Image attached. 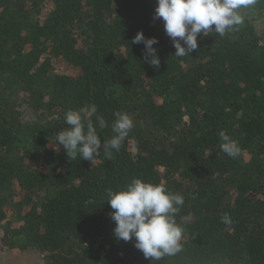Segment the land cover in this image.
<instances>
[{
  "label": "trees",
  "instance_id": "1",
  "mask_svg": "<svg viewBox=\"0 0 264 264\" xmlns=\"http://www.w3.org/2000/svg\"><path fill=\"white\" fill-rule=\"evenodd\" d=\"M155 7L0 0V244L33 264H264V0L183 57ZM137 31L156 37L158 68L131 42ZM89 104L108 123L92 117L102 142L114 112L134 127L110 157L70 160L54 142L65 113ZM221 130L238 156L222 152ZM133 178L183 196L181 252L151 261L135 238H115L107 191Z\"/></svg>",
  "mask_w": 264,
  "mask_h": 264
},
{
  "label": "clouds",
  "instance_id": "2",
  "mask_svg": "<svg viewBox=\"0 0 264 264\" xmlns=\"http://www.w3.org/2000/svg\"><path fill=\"white\" fill-rule=\"evenodd\" d=\"M255 3L256 0H156L154 19H162L175 49L173 54L183 57L197 49L198 35L206 36L214 30L223 37L227 31L241 25L244 17L239 10ZM131 42L143 43L145 62L159 67L158 51L153 47L158 44L156 37H145L142 31H137ZM93 116L100 129L108 127L104 117L97 115L94 104L65 113V123L69 127L57 134L54 144L62 145L70 160L79 157L92 162L101 149L110 157L113 151L119 152L134 127L129 114L114 112L113 135L102 142L92 122ZM219 137L222 152L233 158L239 155L241 149L235 140L223 130ZM105 200L113 209L110 215L115 221L113 234L117 240L127 242L135 238L134 246L151 261L182 251L183 229L175 219L184 204L182 195L168 191L163 184L133 178L119 190L109 189ZM222 222L231 223L230 217L225 214Z\"/></svg>",
  "mask_w": 264,
  "mask_h": 264
},
{
  "label": "rangeland",
  "instance_id": "3",
  "mask_svg": "<svg viewBox=\"0 0 264 264\" xmlns=\"http://www.w3.org/2000/svg\"><path fill=\"white\" fill-rule=\"evenodd\" d=\"M245 12H249L245 10ZM256 26V29L260 30L262 25L260 24V19L256 17L254 13L247 15ZM67 72H70L69 70ZM19 224V223H17ZM16 224V225H17ZM35 262L34 255L20 254L17 249H11L0 244V264H33Z\"/></svg>",
  "mask_w": 264,
  "mask_h": 264
}]
</instances>
